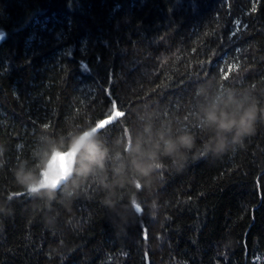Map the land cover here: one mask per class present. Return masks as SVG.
Here are the masks:
<instances>
[{"label": "trees", "instance_id": "16d2710c", "mask_svg": "<svg viewBox=\"0 0 264 264\" xmlns=\"http://www.w3.org/2000/svg\"><path fill=\"white\" fill-rule=\"evenodd\" d=\"M230 94L264 110V0H0V264H264V114L204 122ZM87 129L103 169L15 183Z\"/></svg>", "mask_w": 264, "mask_h": 264}, {"label": "clouds", "instance_id": "9594fccd", "mask_svg": "<svg viewBox=\"0 0 264 264\" xmlns=\"http://www.w3.org/2000/svg\"><path fill=\"white\" fill-rule=\"evenodd\" d=\"M229 104L232 107L227 110ZM258 112L264 114V110L258 109L254 101H249L248 98L236 100L230 94L225 108L221 109L213 105L205 112L204 122L214 126L218 133L231 132L236 129V135L239 138L254 133L253 122L256 120ZM194 143V138L190 136L181 137L176 142L166 141L165 152L171 155L180 147L191 150ZM68 147L75 154V158H70V164L65 172L55 177H49L45 184L32 171L21 165L13 174L15 183L30 194L39 195L44 192L50 199H54L59 185L71 178L73 173L77 176L87 177L96 169H103L108 149L97 139L96 132L92 129L73 135ZM2 155L3 149L0 148V156ZM40 166L42 169H46L47 159L42 160Z\"/></svg>", "mask_w": 264, "mask_h": 264}, {"label": "water", "instance_id": "95a60500", "mask_svg": "<svg viewBox=\"0 0 264 264\" xmlns=\"http://www.w3.org/2000/svg\"><path fill=\"white\" fill-rule=\"evenodd\" d=\"M122 114L118 111L114 112L112 116H110L107 119L111 118V122L117 120L118 117H120ZM105 119V120H107ZM108 124V123H107ZM70 158L72 157V154H66L64 156H61L60 158H58L50 167L49 169V175L50 177H55L60 173H63L66 171V169L68 168L69 164H70Z\"/></svg>", "mask_w": 264, "mask_h": 264}, {"label": "snow or ice", "instance_id": "6c2138e0", "mask_svg": "<svg viewBox=\"0 0 264 264\" xmlns=\"http://www.w3.org/2000/svg\"><path fill=\"white\" fill-rule=\"evenodd\" d=\"M253 10H255V9H253ZM226 78V77H225ZM122 114V113H121ZM111 122V118L110 119H107V120H104V121H102V122H100L97 126L98 127H103V126H105L107 123H110Z\"/></svg>", "mask_w": 264, "mask_h": 264}, {"label": "bare ground", "instance_id": "6f19581e", "mask_svg": "<svg viewBox=\"0 0 264 264\" xmlns=\"http://www.w3.org/2000/svg\"><path fill=\"white\" fill-rule=\"evenodd\" d=\"M75 157V156H74Z\"/></svg>", "mask_w": 264, "mask_h": 264}]
</instances>
